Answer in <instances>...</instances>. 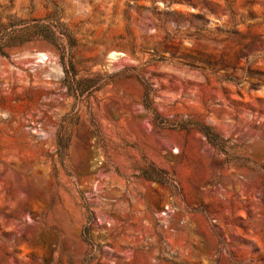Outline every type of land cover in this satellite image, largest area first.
<instances>
[{"label":"rangeland","instance_id":"obj_1","mask_svg":"<svg viewBox=\"0 0 264 264\" xmlns=\"http://www.w3.org/2000/svg\"><path fill=\"white\" fill-rule=\"evenodd\" d=\"M10 18L63 24L97 88L69 95L44 41L0 56V264H264V0H0ZM146 88L159 119L210 127L246 167L157 126Z\"/></svg>","mask_w":264,"mask_h":264},{"label":"trees","instance_id":"obj_2","mask_svg":"<svg viewBox=\"0 0 264 264\" xmlns=\"http://www.w3.org/2000/svg\"><path fill=\"white\" fill-rule=\"evenodd\" d=\"M33 41H44L57 49L63 66V85L69 95L78 98L84 94L90 95L91 92L89 90L91 89L96 91V81L79 80L77 78L78 75L72 64V55L77 48L76 41L63 24L54 22L50 18L42 20L10 18L7 22L0 20V56L8 58L7 50L21 47ZM142 102L144 109L153 115L157 126L169 130L187 131L188 129H194L203 135L208 144L225 156L229 165L246 167L248 161L236 157L233 153L234 148L229 145V142L220 138L210 127L193 121L167 123L159 119L152 108L151 92L147 88L143 94ZM68 142L67 134L60 131L56 136V154L60 162L67 156ZM139 172L140 176L145 180L166 186L172 191L175 189L169 175L161 170L150 167L139 170ZM90 233V226H84L81 238L92 248Z\"/></svg>","mask_w":264,"mask_h":264}]
</instances>
